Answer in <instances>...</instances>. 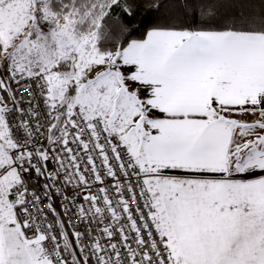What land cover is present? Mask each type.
Listing matches in <instances>:
<instances>
[{"label":"snow or ice","instance_id":"snow-or-ice-1","mask_svg":"<svg viewBox=\"0 0 264 264\" xmlns=\"http://www.w3.org/2000/svg\"><path fill=\"white\" fill-rule=\"evenodd\" d=\"M0 0V264H264V0Z\"/></svg>","mask_w":264,"mask_h":264},{"label":"trees","instance_id":"trees-1","mask_svg":"<svg viewBox=\"0 0 264 264\" xmlns=\"http://www.w3.org/2000/svg\"><path fill=\"white\" fill-rule=\"evenodd\" d=\"M137 2H139V0H137ZM194 2H197V0H161L162 6L159 12L148 15L142 10L139 11L135 18L137 31L133 33V38H139L143 28L157 19L163 22L190 19L192 11L188 6ZM251 2L257 9L259 8L260 0H251ZM219 10L222 15H231L239 11L238 2L237 0H223L219 5Z\"/></svg>","mask_w":264,"mask_h":264}]
</instances>
